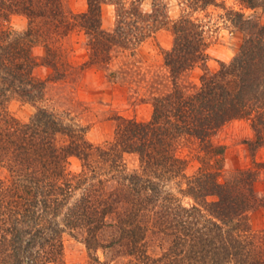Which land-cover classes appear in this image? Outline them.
Segmentation results:
<instances>
[{"label": "trees", "instance_id": "trees-1", "mask_svg": "<svg viewBox=\"0 0 264 264\" xmlns=\"http://www.w3.org/2000/svg\"><path fill=\"white\" fill-rule=\"evenodd\" d=\"M185 1L192 10L218 4ZM140 2L87 0V10L75 14L65 0H0V264H64L66 234L83 239L87 264H110L101 251L123 256V264H264V230L250 222L264 208L258 173L239 169L222 181L226 147L215 142L231 122L249 120L252 155L264 148V23L231 12L245 36L239 52L188 91L185 76L209 57L204 25L190 15L170 20L165 0H153L150 13ZM242 2L264 7V0ZM107 3L117 7L112 29L103 25ZM19 15L29 21L22 33L8 27ZM78 29L89 51L82 68L106 69L161 29L174 37L164 52L171 87L154 98L152 118L117 117L113 138L98 145L88 127L39 105L48 80L35 76L33 49L44 46L52 80L64 79ZM14 99L37 107L28 122L10 112ZM188 142L201 164L192 176L181 152ZM130 156L137 168H129ZM71 158L80 172L70 171Z\"/></svg>", "mask_w": 264, "mask_h": 264}, {"label": "rangeland", "instance_id": "rangeland-1", "mask_svg": "<svg viewBox=\"0 0 264 264\" xmlns=\"http://www.w3.org/2000/svg\"><path fill=\"white\" fill-rule=\"evenodd\" d=\"M132 2L134 0H122ZM68 8L75 14L85 12L87 0H65ZM170 20H177L183 15H190L202 22L209 41L208 59L201 66L189 72L183 83L188 91H194L201 85L205 74H214L222 63H229L239 52L244 33L236 24L231 12L254 17L264 23V7L250 9L242 0H218L217 5L205 10H192L185 0H165ZM129 5V4H128ZM140 8L145 13L153 10V0H141ZM25 16H13L8 27L15 32H25L28 28ZM117 23V7L112 3L103 6V25L112 29ZM174 37L167 29H161L147 38L135 50H122L115 55L108 68L92 66L82 68L89 57L87 37L78 29L70 37L67 48L70 53L67 62V76L61 80H52L53 70L45 65L46 48L38 45L33 54L39 63L35 76L48 80L46 96L39 105L56 113L74 118L81 125L88 127L87 137L94 144L110 141L115 133L117 117L146 122L152 118L153 100L169 90L171 78L165 66L164 52L173 46ZM10 112L20 120L28 122L37 112L35 105L14 99L9 104ZM68 117V118H69ZM255 139V132L249 120H236L228 124L215 138V142L226 147V156L221 180L225 181L239 169L252 168L258 173L256 183L259 196H264V148L252 155L248 141ZM198 148L194 143H185L182 155L190 164L187 174L192 176L201 167L197 158ZM130 169L138 167L135 156L127 158ZM69 169L81 171V162L71 158ZM175 183V182H174ZM175 187L174 193H178ZM212 200V199H211ZM186 206H192L191 198H184ZM250 222L255 232L264 230V208L250 213ZM101 261L110 264H123L124 257L99 253ZM89 253L81 237L66 234L64 237V264H87Z\"/></svg>", "mask_w": 264, "mask_h": 264}]
</instances>
